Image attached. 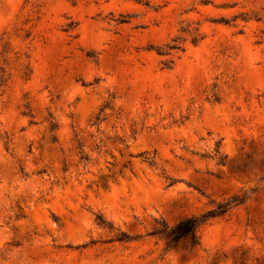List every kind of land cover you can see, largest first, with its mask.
Wrapping results in <instances>:
<instances>
[{
    "label": "rangeland",
    "instance_id": "374dc122",
    "mask_svg": "<svg viewBox=\"0 0 264 264\" xmlns=\"http://www.w3.org/2000/svg\"><path fill=\"white\" fill-rule=\"evenodd\" d=\"M0 264H264V0H0Z\"/></svg>",
    "mask_w": 264,
    "mask_h": 264
},
{
    "label": "trees",
    "instance_id": "16d2710c",
    "mask_svg": "<svg viewBox=\"0 0 264 264\" xmlns=\"http://www.w3.org/2000/svg\"><path fill=\"white\" fill-rule=\"evenodd\" d=\"M171 49H175V48H171ZM216 215L217 213L215 212L213 213L208 212L204 215H201L200 217L185 219L181 221L178 225H176L173 229H171L167 235L171 238V242H174L177 239L185 236H190L193 239L197 227L201 224H204L210 218H213ZM159 233L164 234L166 233V230L165 229L160 230Z\"/></svg>",
    "mask_w": 264,
    "mask_h": 264
}]
</instances>
